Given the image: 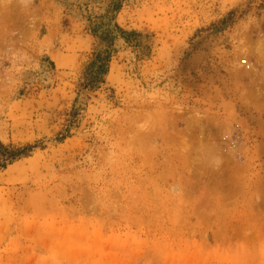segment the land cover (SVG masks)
<instances>
[{
	"label": "rangeland",
	"instance_id": "374dc122",
	"mask_svg": "<svg viewBox=\"0 0 264 264\" xmlns=\"http://www.w3.org/2000/svg\"><path fill=\"white\" fill-rule=\"evenodd\" d=\"M109 1L0 0V142L35 146L0 168V264H264V0H125L150 51L81 90Z\"/></svg>",
	"mask_w": 264,
	"mask_h": 264
},
{
	"label": "trees",
	"instance_id": "16d2710c",
	"mask_svg": "<svg viewBox=\"0 0 264 264\" xmlns=\"http://www.w3.org/2000/svg\"><path fill=\"white\" fill-rule=\"evenodd\" d=\"M125 0H110L103 12L97 14L88 13L86 16L87 30L94 40V48L90 59L84 64L80 72L78 86L81 90L94 92L105 83V77L109 71L112 54L115 52V42L122 39L137 58L147 56L150 46L144 44L143 36L140 33L127 32L121 29L115 22V15L120 10ZM77 109L71 113L70 123L75 120ZM68 128H66V132ZM67 134H62L58 139H63ZM34 145L15 147L4 145L0 142V168L11 164L19 158L28 157Z\"/></svg>",
	"mask_w": 264,
	"mask_h": 264
}]
</instances>
